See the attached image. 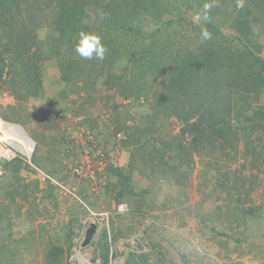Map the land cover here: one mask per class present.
Listing matches in <instances>:
<instances>
[{"label":"rangeland","instance_id":"374dc122","mask_svg":"<svg viewBox=\"0 0 264 264\" xmlns=\"http://www.w3.org/2000/svg\"><path fill=\"white\" fill-rule=\"evenodd\" d=\"M56 1L28 0L25 5L23 1L20 4L23 20L20 16H16L14 22L10 23L0 19V70H2L0 121L4 122L0 125V132L3 138L26 137L33 147L27 155L0 141V157L2 150H10L9 155L13 156L10 158H20L22 164L29 166V170L23 168L19 173L21 181L15 191V180H10L9 175L5 176L2 173L1 163L6 160L0 158V184L12 182L15 196L12 201L6 195L5 188L0 186L1 264H47L48 254L52 252L46 250L56 247L61 248L63 252L61 264H101L103 252L97 242L103 232L109 244L107 264H126L127 258L131 255L134 259L133 263L138 262L139 256L142 255L140 258H143L146 264H264V218L255 222L248 219L247 223L236 226L233 224L235 214L230 213L234 207L247 210L251 206L264 205V150L260 153V161L256 162L254 157L258 158V155L252 157L251 152L253 144L247 145L238 141L237 154L233 155L235 161H229L219 154L201 158L195 155L194 163L189 166L188 179L181 188L157 185L156 181L150 183L135 174L131 178L133 185L130 190H144L150 188L151 184L159 186L156 189L161 190L155 200L149 197L145 204L142 201L140 204H135L136 206L133 204V212H130L128 206L124 204L126 212L117 213L116 209L119 205L106 193L108 176L105 173L104 176L98 175L95 184L70 176L69 171L75 166H81L82 158L88 150L91 151V156L101 153L109 157L117 147L120 162L117 167H111L124 168L123 166L128 162L126 156L129 155L128 147L123 146V137L127 135L122 131L114 133L113 129L116 127L111 123V119L116 118L117 115L113 117V106L117 105V109H120L119 115L122 117H125L126 108L129 107L128 110L136 126L141 127L140 108L142 105L145 106L144 101L147 100L143 97L133 100L123 99L116 94L118 92L108 89L104 82L97 83L96 78L101 82L106 81L110 75L121 76L123 64L118 69L110 68L108 63H104L106 58L84 59L75 50L80 33H93V30H97L98 24L103 23L104 17L109 18L106 14L109 11H105L102 3L98 0H80L81 7L85 9L83 22L76 21L69 26L54 16L55 11L52 12V8ZM162 1H156L159 8L163 6ZM169 1L171 6L177 8L172 16L158 13L150 7L136 24L138 32H131L125 39H117L116 43L120 49L130 48L129 44L132 47L135 43L141 42L142 38L146 41L153 33L157 35L156 41L167 40L166 34L173 31L176 34L175 38L179 39L178 47H183L185 50L189 48L190 51L197 53L198 45L202 43L201 30L205 25L212 26L213 30L217 29L225 38L234 36L233 30L222 24V15L224 13L227 17H233L238 9H241L237 7L238 0H174L177 2L174 5L172 0ZM33 2H35L33 17L38 21L32 20L24 10ZM251 2L255 0H243V4H251ZM207 3L214 5L208 13L209 20L196 21L195 17L202 13ZM251 11L253 15L258 16L255 26L258 36L251 37L247 48L254 51L264 62V14L262 16V13H258L253 7ZM124 19L122 18L121 21ZM52 20L58 24L57 27ZM168 22L173 23L168 25ZM124 33L120 31L121 36ZM211 36L212 40H215L213 46L215 42L218 45L231 43L234 45L232 40L225 44L220 36L214 37L212 34ZM37 38L38 45L34 40ZM212 49L215 50L217 47ZM172 55L173 53L169 52L160 59L154 57V60L161 62L158 64L161 66L169 62ZM103 63L105 65H102ZM249 63L251 74L263 81L264 69ZM72 70L74 78L71 77ZM87 72L89 75L93 73L101 76L95 77L92 74L94 79L89 78L86 82L82 78L86 77ZM154 72H157L155 68L152 69L151 74L146 75L145 80L151 86L158 84L154 86L153 91L159 94V83L165 76L155 73V81H153ZM34 76L37 77L36 84H33L31 79ZM19 80H28L24 85L26 88L20 90L22 84ZM75 80L81 82L74 84ZM92 80L95 82L92 83ZM107 80L110 82V79ZM82 82L87 83L91 88V96H87L89 102L86 106L83 103L86 99L85 93L79 90L83 85ZM32 92H36L41 99L32 98ZM193 93L194 90H191L192 95L189 96H194ZM257 95L260 97L252 108L262 110L264 89H260ZM149 100L151 103V98ZM131 102L137 106H131ZM63 105L69 110L65 111ZM252 110L243 117L232 118L229 126L235 128L236 121H239L240 129L237 130L239 134L242 128L249 127L253 122L248 120L249 118L255 120V125L262 126L260 121L262 117H254ZM82 119L88 120L89 126H93L95 122L98 128L94 130L88 125L82 126ZM14 125L21 126L26 134ZM126 125L130 126L132 122H126ZM182 126L171 118L154 136L163 141H172ZM103 131L107 135L101 133ZM117 134L123 137L117 139ZM250 134L255 142L264 144V127L257 126L250 131ZM12 144L16 147L18 140L13 138ZM155 145V148L159 147V142H155ZM215 160L218 162L216 168L220 169L221 175L227 172L231 179L234 176L240 177L245 180L244 189L250 188V191L247 190L248 198L244 197L243 190L240 193L241 204L231 201L230 197L222 192H213L214 185L205 182L206 177L203 175L205 163L211 164ZM53 161L61 163L60 172L52 170L58 167ZM109 167L110 165L105 170ZM207 178L210 182L214 180L210 173L207 174ZM34 185L40 192L29 196ZM23 186H27L26 190ZM64 187L74 191L71 194L65 193L61 189ZM44 194L48 197L47 202L41 201ZM52 199L55 200L56 205L50 203ZM72 220L75 221L71 222ZM91 225L96 226V234L90 245L82 248L84 232ZM115 231H120L122 236L112 243V235ZM238 238L240 243L234 242ZM134 245H139L140 249L133 251ZM127 250L129 252H126Z\"/></svg>","mask_w":264,"mask_h":264},{"label":"trees","instance_id":"16d2710c","mask_svg":"<svg viewBox=\"0 0 264 264\" xmlns=\"http://www.w3.org/2000/svg\"><path fill=\"white\" fill-rule=\"evenodd\" d=\"M23 1L25 5L28 0H0V19L6 23H10L14 22L16 16H20L23 20V11L20 7ZM98 1L102 3L105 11H109L106 13L109 15V18L106 19V17H104L103 23L98 24L96 31L93 30V33L101 37L102 43L107 49L105 53V58L107 60L104 63H108L110 68L116 67V69H118L122 64L123 67L121 68V76L110 75L108 78L105 77V79H110V82L107 79L106 81L102 80L100 82L98 80L99 78H96V81L98 84L104 82L103 84H106L108 89L118 92L116 94L122 96L123 99L133 100V98L138 99L139 97H143L147 100L144 101L145 106L142 105L140 108L142 110V112L139 113L141 116V127L136 126L137 124L134 122L128 110L129 107L128 109L126 108L125 117L119 115L120 109H117V105H114L112 109L114 112L113 117L117 115L116 118L111 119V123L116 127L113 129L114 133L118 131L126 133L127 136H125L123 146L126 148L128 147L129 154L128 162L126 166H123L124 168H113L110 166L105 170V175L108 176L106 193L109 196L111 195L117 205L126 204L130 212H133V204H140L141 201L145 204L149 197L155 200L159 195L158 192H160L161 189H156L159 186L153 184H151L152 186L150 188L147 187L144 190H130V187L133 185L131 178L135 176V174L150 183L156 181L157 185L161 184L169 188L171 186L181 188L188 179L190 172L189 166L194 163L195 155L201 158L203 156L214 157V155L219 154L226 157L229 161H235L236 158L233 155L237 154L238 141L247 145L248 143L253 144L251 150L252 157L258 155V158L254 157V159L256 162L260 161L259 156L264 150V144L259 143V141L255 142L256 140H253L250 131L256 129L257 126L261 128L264 127V109H262V111L259 108H252L254 102H257L260 97L257 95L259 90L262 88L264 89V87H262L264 86V80L262 81V79L260 80L255 75L251 74L249 62H251L253 66H260L262 69H264V62L256 56L254 51L248 50L247 47L250 44L251 37L255 38L258 36L255 28L258 16L252 14V7L256 9L258 13H262L263 16L264 0H255V2H251V4L244 3V6L238 9L233 17H227V15L223 13L222 24L227 25V27L235 33L231 38H225L217 29L214 28L213 30L211 28L212 26L205 25L204 27H206L214 37L220 36L225 44L229 40H232L234 45L232 43V45H218L215 42V46H213L215 40L211 38L208 41L202 42L201 45H198L197 53L190 51L189 48L185 50L183 47H178L179 39L175 38L176 34L173 31L166 34L165 37L167 40L162 39L161 41H156L155 36L157 35L153 33L149 36L148 40L144 41L142 38L141 42L135 43L132 47L129 44L128 46L130 48L125 50H121L117 45L116 41L118 38L125 39L131 32L139 31L136 30V24L142 19V14L148 12L150 7H153L158 13L172 16L177 8L171 6L169 0H163V6H160V8L156 4L157 0ZM172 2L173 5L177 3L174 0H172ZM54 4L55 6L52 8V12L55 11L54 16L57 19L59 18V21L63 24L70 26L71 23L76 21L83 22L82 17L85 14V9L81 7L82 1L61 0L60 2L57 0ZM34 7L35 2L31 3L28 7L26 6L24 10L28 16H31L32 20L38 21L33 17V11H35ZM235 9L237 10V8ZM49 15H51V13ZM42 18L45 19L48 17ZM122 18L127 19L121 21ZM52 21L57 27L58 24L54 22V20ZM172 23L173 22H168V25H172ZM120 31L125 33L121 36ZM34 40L36 41L35 44L38 45V38ZM29 45L31 46V43ZM212 47H217V49L213 50ZM169 52L173 53L170 61L161 64V66L158 65L161 62L154 60V57L160 59ZM168 57L169 56H166V58ZM104 63L102 65H105ZM26 66L28 67L27 64ZM154 68L157 70L154 74H163L165 76L162 82L159 83L160 96L153 91L154 86L158 84H152L151 86V84H148L145 80L146 75L151 74ZM92 74L90 73L89 75V72H87L86 77L82 79L88 82L89 78L91 80V78L94 79V76H101V74H93L94 76ZM1 75L2 70H0V78ZM72 75L73 70L71 72V77L74 78ZM155 76L156 74L154 78H152L153 81H155ZM36 78L35 76L33 78L31 77L32 82H34L33 84H36ZM27 81L28 80H19L22 84L20 85L22 86L20 90L26 88L24 85ZM78 82L80 83L81 81L75 80L74 84ZM94 82L95 81L92 80V83ZM34 87L32 89H34ZM35 90L37 89L35 88ZM79 90L85 93L86 99L83 103L86 106L89 102L87 96H91V88L84 82L82 87H79ZM191 90H194V96H189L192 95ZM215 92H217V94H215ZM170 93L173 96H168ZM251 93L253 95L250 96ZM204 94L206 95L204 96ZM31 97L35 100L41 99L36 92H32ZM149 98H151V103ZM132 103L133 102L130 104ZM131 106L137 105L132 104ZM63 107L65 111L69 110L64 105ZM251 109H253L254 117H262V120H260L262 126L255 125V120L252 118L248 119L253 121L251 125L242 128L241 134L237 132V130L240 129L239 121H236L237 126H235V128L229 126L232 118L243 117V115ZM171 118H174L178 124L183 125L179 133L173 137L176 141L173 139L172 141L157 139L154 136L155 133L162 125L167 124L168 120ZM128 121H131L132 125L127 126L126 122ZM81 125H88V127L94 130L98 128L95 122L93 126H89L88 120L83 119ZM104 135H107V133ZM13 138L18 140L17 146H24L28 152L32 151V145L29 143L25 144L26 141L23 138L9 136L4 139L10 145H13ZM23 140L24 142H22ZM155 142H159V147L155 148ZM32 161L33 163L35 162L34 159ZM53 163L58 167H54L52 170H57L58 172L60 169L61 171V163L55 161H53ZM207 163H205L203 175L206 177L205 182L207 184L214 185L213 192H222L228 195L231 201L237 202L238 204H241L240 193L243 191L245 193L244 197H249L248 191H250V188L244 189V179L236 176L231 179L227 172L221 175L219 172L220 169L217 170L216 168L218 164L216 160L214 163ZM28 167V165L22 164L20 158L1 163L2 173L5 176L9 175L10 180H15V191L18 189V183L21 181L19 173L23 168L29 170ZM258 169L257 167V170ZM209 173L214 177V180H211L212 182L207 178V174ZM35 185L33 186L32 192L28 194L29 196H32L35 192H40V190H36ZM0 186L5 188L6 195L13 201L15 196L12 182H8L4 185L0 184ZM26 188L27 186H23L24 190H26ZM113 192H115V194H113ZM41 201L47 202L48 197H45L44 194ZM41 203L43 204V202ZM50 203L56 205L54 199H52ZM45 206L48 207V205ZM217 209L219 211V207H217ZM230 213L235 214L233 224L238 226L247 223L248 219L250 221L254 220L255 222L256 220L264 218V205L251 206L248 207L247 210L234 207ZM218 216L219 214H217V217ZM210 217H213V215H210ZM74 221L75 220H72L71 222ZM69 234H71L70 231ZM121 236L122 234L120 231L113 232L112 243L119 240ZM234 242L240 243L239 238L234 240ZM97 245L102 247L101 252H103V254L101 256V264H107L109 244L106 241V234L104 232L97 242ZM46 252H52L48 254L46 260L47 264H61V256L63 253L61 248L56 247L48 249ZM141 256L142 255L139 256L138 262L135 263H133L134 259L132 255L129 256L126 260V264H146L144 259L140 258Z\"/></svg>","mask_w":264,"mask_h":264},{"label":"built area","instance_id":"2783aa9c","mask_svg":"<svg viewBox=\"0 0 264 264\" xmlns=\"http://www.w3.org/2000/svg\"><path fill=\"white\" fill-rule=\"evenodd\" d=\"M80 136H82L81 133H80ZM121 137H123V136H121V134L116 135L117 139H120ZM89 138H90V136H89ZM123 139H125V138L123 137ZM93 148H94V146H93ZM91 150H94V149H91ZM117 150H118L117 147H115L113 149V152H111L109 154V157L104 156L101 153H97V154H94V156H91V151L90 150L86 151L83 158H82L81 166H75V168H73V169H71L72 167L71 168L69 167V169H71L69 171L70 176L72 178H76L78 180H86L90 184H95L98 181V175L104 176L105 169L108 165L113 166V167L118 166L120 161H119L118 156H117V154H118ZM10 153H11L10 150H2L1 156L3 157L4 160L10 161L13 158V156L9 155ZM112 155H114V156H112ZM2 157H0V158H2ZM10 157H12V158H10ZM61 189H63V191L65 193H70V194H71V192L74 191L73 188H72L73 190L66 188V187L61 188ZM116 211H117V213H120V214L123 212H126L125 205L120 204L117 207Z\"/></svg>","mask_w":264,"mask_h":264},{"label":"clouds","instance_id":"9594fccd","mask_svg":"<svg viewBox=\"0 0 264 264\" xmlns=\"http://www.w3.org/2000/svg\"><path fill=\"white\" fill-rule=\"evenodd\" d=\"M214 5L212 3H207L203 7L202 13L198 14L195 19L196 21H205L209 20L208 13ZM243 0H238L237 7H243ZM212 38L211 33L207 30L206 27H202L200 40L201 42L208 41ZM76 52L84 59L91 60L96 58L98 60H103L105 58V53L107 51L106 47L102 43L101 37L96 33L91 32H82L79 36V41L76 45ZM9 124V123H8ZM13 125V124H12ZM68 188V187H66ZM118 207V206H117ZM96 227V226H95ZM89 228V227H88ZM86 231V230H85ZM96 234V232H95ZM85 235V232H84ZM94 238V237H93ZM84 239V237H83ZM82 239V241H83ZM81 241V243H82Z\"/></svg>","mask_w":264,"mask_h":264},{"label":"water","instance_id":"95a60500","mask_svg":"<svg viewBox=\"0 0 264 264\" xmlns=\"http://www.w3.org/2000/svg\"><path fill=\"white\" fill-rule=\"evenodd\" d=\"M14 126L19 127L25 133V131L23 130V128L21 126H19V125H14ZM95 232H96L95 225H91L89 228L86 229L85 235H84V239H83V241L81 243V247L82 248H85V247H87V246L90 245V243L92 242L93 237L95 235ZM139 249H140V246L139 245H134V250L133 251L139 250ZM126 252H129V250H127Z\"/></svg>","mask_w":264,"mask_h":264},{"label":"bare ground","instance_id":"6f19581e","mask_svg":"<svg viewBox=\"0 0 264 264\" xmlns=\"http://www.w3.org/2000/svg\"><path fill=\"white\" fill-rule=\"evenodd\" d=\"M4 122L0 121V125H3ZM9 137V136H8ZM13 137V136H12ZM0 141H4L6 142L11 148L15 149L16 151L20 152V153H24V154H27L29 155V152L27 151L26 148H24V146H16L14 147L13 145H10L2 136L1 132H0ZM29 143V142H28ZM26 144V143H25ZM17 145V144H16Z\"/></svg>","mask_w":264,"mask_h":264},{"label":"crops","instance_id":"0c3cea01","mask_svg":"<svg viewBox=\"0 0 264 264\" xmlns=\"http://www.w3.org/2000/svg\"><path fill=\"white\" fill-rule=\"evenodd\" d=\"M106 125V124H105ZM107 127H108V125H106ZM103 129H105V128H103ZM103 134H105V132L103 131L102 132ZM25 141H26V144L29 142V139L28 138H26V137H22ZM128 154V153H127ZM127 158H129V155L128 156H126ZM124 161V160H123Z\"/></svg>","mask_w":264,"mask_h":264}]
</instances>
